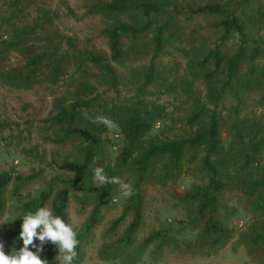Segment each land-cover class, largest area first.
Masks as SVG:
<instances>
[{
	"label": "trees",
	"instance_id": "1",
	"mask_svg": "<svg viewBox=\"0 0 264 264\" xmlns=\"http://www.w3.org/2000/svg\"><path fill=\"white\" fill-rule=\"evenodd\" d=\"M89 12L105 20L101 34L108 38L109 57L88 50L82 54L71 38H68L66 50L60 51L54 46L53 49L36 52L27 43L34 33L45 26L49 14L36 19L32 26L16 27L11 34H7L8 31L1 33L0 74L9 83L22 81L33 85L42 80L57 83L69 74L72 61L77 59L76 70L79 73L78 77L72 74L65 79L69 82L67 93L58 103L57 113L50 118L51 125L55 126V140L59 143L72 142L76 150L73 159L59 165L60 170L73 173V176L53 178L49 188L22 203L19 218L1 224L5 253L10 254L13 249L18 251L23 247L19 239L23 216L45 207L53 196V214L68 223L70 184L79 185L89 180L93 170L103 164L106 143L103 132L106 127L93 123L90 118L101 116L100 113H93L96 104L101 108L104 106L101 105V93H98L96 84L82 75V72H87L86 64L91 63L98 70L95 74L97 81L106 82L107 87L114 89L118 96L122 81L114 63L149 56V61L141 68L132 70L137 77L134 95L124 101H113L109 110V118L118 125L116 131L122 136L124 145L116 167L108 165V177H115L124 166H133L137 171L136 191L128 198L125 207V212H132L133 220L122 243L130 240L142 221L141 184L148 172L160 169L165 177L179 176L190 173L191 168L197 165L207 172V181L194 183L185 193V198L197 201L195 220L201 224V231L195 246L215 247L226 244L230 239L232 229L226 226L219 213L227 209L224 197L227 192H232L237 194L251 215L240 233L243 242L256 263L264 264V36L260 35L264 28V4L252 7L251 0H228L225 4L198 6L193 0H96L89 7ZM200 14L220 16L217 25L221 32L220 41L204 55L199 53L196 45L176 47L188 56V77L181 75L176 80L192 104L185 117L188 130L172 136L165 125L170 118L166 106L147 99L146 93L159 72L157 59L167 52V48L181 41L183 25L179 18L185 15L191 19ZM231 36H236L233 49L225 47ZM12 52L20 53L25 60L10 63ZM199 80L207 86L205 96L195 89ZM253 91L257 92L256 102L263 107V112L242 116L244 92ZM228 95L234 97L236 104L228 107L225 117L219 112L218 104ZM227 118L230 119L228 125ZM171 120L175 121L174 118ZM224 126L229 132L228 143L222 136ZM34 176L17 175L16 189L19 190ZM12 179L11 173L0 174V215L5 208V189ZM64 180L68 185H60L54 193L55 185ZM113 187L114 184H104L96 192L88 230L98 223L100 208ZM158 234L151 235L147 240ZM77 239L80 243L74 264L80 260L83 235H78ZM36 243L39 245V241ZM56 249L51 242L46 243L40 253L41 258L53 264ZM30 250L36 251L31 246Z\"/></svg>",
	"mask_w": 264,
	"mask_h": 264
},
{
	"label": "rangeland",
	"instance_id": "2",
	"mask_svg": "<svg viewBox=\"0 0 264 264\" xmlns=\"http://www.w3.org/2000/svg\"><path fill=\"white\" fill-rule=\"evenodd\" d=\"M95 1L0 0V41L2 32L8 31L7 34H11L16 27L32 26L36 19L49 14L45 26L34 33L27 43L36 52L53 49L54 46L60 51L66 50L68 38H71L82 54L88 50L109 57L108 38L101 34L105 20L100 15L89 12V7ZM227 1L193 0V3L198 6L207 3L225 4ZM260 3L264 4V0H251L252 7ZM219 20V15L212 14L194 15L191 19H187L185 15L181 16V41L175 42L157 59L159 72L155 82L147 89L146 97L166 106L170 115L165 124L170 129L169 135H181L188 130L185 117L192 104L176 80L181 75L188 77V56L176 47L182 45L190 48L196 45L201 55L206 54L220 41L221 32L217 27ZM260 35L264 36V28ZM235 46L236 36H231L225 42V47L233 49ZM10 57V63L25 60L18 52H12ZM77 60L72 61L69 74L57 83L51 80H42L33 85L22 81L9 83L0 74V174L7 172L13 175L12 181L5 189V208L0 215V227L6 221L19 218L22 203L49 188L53 178L59 176L65 179L73 176V173L60 170L59 165L67 159H73L76 150L72 142L59 143L55 140V126L51 125L50 118L57 113V105L67 93L69 82L65 79L72 74L76 77L79 75L76 70ZM148 61L149 56H144L139 60L114 63L122 81L118 96L114 89L107 87L106 82L97 81L95 74L98 70L88 62L85 66L87 72H82V75L96 84L98 93H101V105L104 106L101 108L96 104L93 113H100L99 115L109 118L113 101L131 98L137 85V77L132 70L141 68ZM195 89L202 96L208 91L206 84L201 80L197 82ZM243 97L242 116H255L263 112V107L256 102L257 92H244ZM232 104H236V100L228 95L218 104L219 112L227 117L228 107ZM229 123L230 119L227 118L226 125ZM159 125L160 123L157 128ZM225 126L222 136L228 143L229 132ZM103 136L106 143L103 164L100 167L108 176L107 167L109 164L116 167L124 140L116 130L107 127ZM17 175L35 176L17 190ZM115 177L122 183L130 184L132 194L135 193V167L124 166ZM207 177V172L197 165L191 168L190 173L179 176L165 177L160 169L153 173L149 171L141 184L142 221L130 240L125 243H122V239L133 220V214L130 211L125 212L128 198L121 196L120 185L114 184L111 194L100 208L98 223L88 230L96 192L102 185H98L93 175L82 184H70L68 224L78 235H83L80 260L77 264H257L249 255L240 234L251 215L237 194L232 192H227L224 197L227 209L224 208L219 213L226 226L232 229L230 239L226 244L215 247L195 246L194 242L201 231V224H197L195 220L198 214L197 201L185 198V193L194 183L206 182ZM60 185L67 186L68 182L64 180L55 185L54 193ZM53 198L54 196L45 206L51 210ZM123 213L125 215L122 217ZM119 219L120 222L116 223ZM155 233H159L158 236L148 241L147 239ZM1 236L0 228V241ZM57 255L58 249L53 264H59Z\"/></svg>",
	"mask_w": 264,
	"mask_h": 264
},
{
	"label": "clouds",
	"instance_id": "3",
	"mask_svg": "<svg viewBox=\"0 0 264 264\" xmlns=\"http://www.w3.org/2000/svg\"><path fill=\"white\" fill-rule=\"evenodd\" d=\"M90 119L93 123L103 124L110 130L118 129V125L110 118L98 116ZM93 176L98 185L119 184L121 196L124 198L132 195L130 184L122 183L118 177H108L102 167L95 168ZM77 237L78 232L62 217L54 215L48 207H41L35 213H26L22 218L19 239L22 240L23 247L18 251L13 249L10 254H6L4 243L0 241V264H48V261L40 256L44 245L48 242L57 247L56 259L59 264H74L78 257L76 249L80 243ZM37 240L39 245L36 243ZM30 246L36 251L30 250Z\"/></svg>",
	"mask_w": 264,
	"mask_h": 264
}]
</instances>
